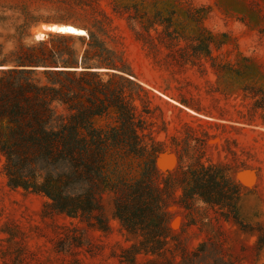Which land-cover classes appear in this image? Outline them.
I'll use <instances>...</instances> for the list:
<instances>
[{"label": "trees", "instance_id": "16d2710c", "mask_svg": "<svg viewBox=\"0 0 264 264\" xmlns=\"http://www.w3.org/2000/svg\"><path fill=\"white\" fill-rule=\"evenodd\" d=\"M62 1L80 16L73 25L87 35L51 33L28 42L39 18L26 5L15 32L0 34V156L9 186L44 195L45 218L64 215L104 233L117 220L129 242L119 256L131 264L141 257L145 264H183L169 225L175 202L188 209L200 200L264 249L262 211L244 212L247 194L228 163L205 161L214 136L195 137L187 147L173 139L178 167L157 180V159L167 146L148 131L145 114L153 116L155 96L136 78L126 53L112 47L120 40L113 15L128 21L157 64L204 73V63L210 64L215 91L242 94L251 101L249 122L259 115L264 125V73L257 62L243 53L234 59L216 55L215 47L226 42L207 26L211 7L194 0H107L111 12L103 0ZM9 18L2 12L0 24ZM10 40L16 47L7 51ZM178 101L194 108L187 99ZM106 117L112 123L99 127ZM64 229L61 245L82 249L85 234L78 239L71 232L78 226ZM26 262L23 255L6 259L0 243V264Z\"/></svg>", "mask_w": 264, "mask_h": 264}, {"label": "rangeland", "instance_id": "374dc122", "mask_svg": "<svg viewBox=\"0 0 264 264\" xmlns=\"http://www.w3.org/2000/svg\"><path fill=\"white\" fill-rule=\"evenodd\" d=\"M194 1L211 7L207 26L219 35V41L226 42L220 49L215 47V54L234 59L243 53L252 57L264 73V0ZM24 5L39 18V25L32 30L28 42L32 38L36 40L35 34L39 29L49 36L55 32L47 30L48 25H73L80 18L62 0H0V14L4 12L10 17L0 24V34L15 32L14 25L22 22ZM102 5L112 11L107 0H103ZM113 17L114 33L120 40L112 42V47L126 53L136 78L155 96L152 100L153 116L145 114L151 123L148 131H152L157 140L166 141L167 146L157 159V180L162 182L170 171L178 167V157L172 149L173 139L183 140L181 145L187 147L196 144L195 137L203 141L205 133H209L214 137L210 138L205 161L210 158L215 162L228 163L234 178L247 194L243 202L244 212L248 214L258 208L264 214V125L259 115L249 122L251 101L245 100L242 94L225 96L216 92L217 76L206 62V73L198 67L181 69L179 66L157 64L136 39L128 21L118 15ZM14 45L15 42L10 40L6 50H13ZM182 98L194 108L183 107L178 101ZM110 118L99 119L97 125L106 127L112 123ZM189 162L187 160L183 167ZM4 166L5 157L2 155L0 243L6 259L13 261L23 255L27 258L26 264H131L119 256L129 242L117 220L112 221V230L104 233L85 229L79 221L64 215L45 218L46 197L12 189ZM169 211V225L178 240L182 254L179 260L183 264H264V249L256 247L257 238L240 231L233 222L220 218L200 200L194 201L188 209L172 203ZM65 226L72 229L78 226V231H71L74 236L78 235V239L85 234L86 242L82 249L61 245ZM57 245L65 251L58 252ZM136 264H145V258L141 257Z\"/></svg>", "mask_w": 264, "mask_h": 264}, {"label": "bare ground", "instance_id": "6f19581e", "mask_svg": "<svg viewBox=\"0 0 264 264\" xmlns=\"http://www.w3.org/2000/svg\"><path fill=\"white\" fill-rule=\"evenodd\" d=\"M46 29L50 30L52 32H55V33L70 34V35H76V36L88 34L85 29L77 28L74 25H69V24H50L46 27ZM40 32H43V30H40V29L37 30V33H40ZM43 38H46V37H43ZM181 106H183V105H181ZM183 107H185V106H183ZM187 109H189V108H187Z\"/></svg>", "mask_w": 264, "mask_h": 264}, {"label": "water", "instance_id": "95a60500", "mask_svg": "<svg viewBox=\"0 0 264 264\" xmlns=\"http://www.w3.org/2000/svg\"><path fill=\"white\" fill-rule=\"evenodd\" d=\"M50 31V30H49ZM50 32H52V31H50ZM46 36H48V33L47 32H40V33H36L35 34V39L36 40H41V39H43V37H46ZM41 38V39H40Z\"/></svg>", "mask_w": 264, "mask_h": 264}]
</instances>
